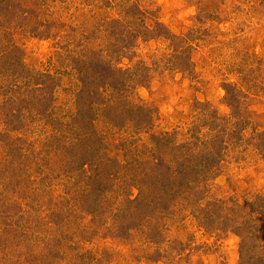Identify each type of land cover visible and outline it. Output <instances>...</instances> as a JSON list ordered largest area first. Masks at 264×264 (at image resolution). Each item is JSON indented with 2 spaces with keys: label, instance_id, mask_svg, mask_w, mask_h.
Returning a JSON list of instances; mask_svg holds the SVG:
<instances>
[{
  "label": "rangeland",
  "instance_id": "374dc122",
  "mask_svg": "<svg viewBox=\"0 0 264 264\" xmlns=\"http://www.w3.org/2000/svg\"><path fill=\"white\" fill-rule=\"evenodd\" d=\"M46 2L45 13L24 0L0 5V264H240L231 231L240 225L207 224L199 209L209 198L264 196V155L250 143L264 132V0ZM25 8L45 22L40 29L29 30ZM154 22L175 37L152 32ZM144 26L152 34L136 39ZM116 39L129 45L117 59ZM105 47L108 55L98 52ZM99 59L118 85L92 75ZM85 76L95 96L82 88ZM225 86L242 99L234 116L244 119L243 139L228 136L209 189L185 197L173 148L196 142L202 126L199 142L209 136L214 116L229 128ZM136 105L140 113L120 119ZM77 140L93 151L67 150ZM152 156L166 165L156 170ZM132 158L143 165L132 170ZM155 188L165 200L145 211L152 219L123 231L129 217L115 216L126 199Z\"/></svg>",
  "mask_w": 264,
  "mask_h": 264
},
{
  "label": "trees",
  "instance_id": "16d2710c",
  "mask_svg": "<svg viewBox=\"0 0 264 264\" xmlns=\"http://www.w3.org/2000/svg\"><path fill=\"white\" fill-rule=\"evenodd\" d=\"M4 2H10V0H0V5L1 4L4 5L2 6L3 8H1L3 9V11L7 10V4H4ZM12 2H17V1H12ZM24 2H31L32 5L43 8V13H45L46 9L49 7V4H47L46 0H24ZM34 13L35 12L33 8H25L24 11L22 12L23 20L26 21V19L30 17L31 21L34 22L35 17L31 16ZM27 15L29 16L27 17ZM44 24L45 22H39L38 20L37 22H34V27L33 25L31 26L28 25L29 27H31L29 28V30L34 28L40 29V27H42ZM153 27H154L153 31L146 26H144L143 28H139L140 31H138V34L135 36V38L136 39L147 38L148 35H151L152 32L155 31L157 35H162L166 37H168L169 35L170 37H175L172 34H168L163 24L159 22H154ZM109 44L112 45V47H114L113 48L114 51H112L113 49L112 47H110L111 51L113 52L110 54L111 56L114 55L117 59L119 58L120 55L121 56L127 55L120 51L122 47L123 48L129 47L127 42L121 44L120 40L116 39L114 42L112 41L109 42ZM103 51L106 52V54L108 55V51H109L108 47L106 48V50L104 49L98 50V52L100 53ZM123 57H127V56H123ZM94 61L95 62L90 63L89 66V68H94L92 75L96 79L102 81V83L106 82L107 85L110 87H111V83H110L111 80L114 81L113 82L114 85H118V83L115 82L114 79H108L109 76L107 75L106 71L110 70V68L112 67L108 65L110 62L108 63L103 59L94 60ZM111 72L112 74H115V78L119 77V70L112 68ZM122 73L124 74V72H121V74ZM86 78L87 76H85L82 82V85L85 88L83 86L82 88L85 90L89 89L87 92V95H89V97L90 95L95 96V94H98L97 90L95 89L90 90V88H88V86H90L89 83H87V81H89V78L87 79ZM225 87H226L224 88L226 92L224 99L225 104L231 110V116L226 121L229 128L226 130L222 125H220L221 121L215 118L214 116L215 124L210 127L211 129H209V127L207 128L209 130L208 133L210 135L207 136L206 134L205 137H203L201 140V142L203 141L202 143L199 141L201 138L200 131L202 130L203 126L200 127V129H198V131H196V133L192 135L193 136L192 140L196 142H191L187 144L184 143L178 144L174 148L172 147L173 150H175V148L176 150H179L178 153L174 152L175 154H173L171 158H173L172 164L177 165L178 168H180L179 169L180 172L182 173L181 175H177V177L180 179L179 180L180 186L183 187V190L181 189V192H183L182 195H184L185 197L195 196L196 193L199 191V189L201 190L209 189L210 180L216 175L219 169V164L223 161V158L226 157L227 149H229L228 144H225V139L229 136L230 143H234V144H236L237 141L243 139V135L241 134L243 126H241V124L243 123L244 119L239 118L238 116L237 117L234 116L236 115L235 114L237 111L236 108L237 109L240 108L242 99L231 97L232 93L230 92L229 89L230 86H225ZM118 92L119 89L118 88L115 89V93L118 94ZM101 102L103 103L105 109L110 108V106L113 103V101L108 100V98L105 99L104 101L101 100ZM133 105L134 104H130V106ZM198 105L202 107L207 106L205 104H200V103H198ZM140 108L141 106L136 105L135 107L136 112H133L132 109L128 108L127 112H123L122 118L120 119L130 120L132 117L131 113L132 114H135L137 112L140 113L139 112ZM143 112L145 111L143 110ZM143 112L142 114L146 116V114ZM138 120L136 121L137 124H138ZM143 127L144 126L140 128ZM168 136L169 135L167 133L163 134L164 139L167 138ZM94 137L96 136H93L92 140L97 143L98 139H95ZM261 137L263 138L261 139ZM156 138L157 140L159 139L158 136H156ZM77 141H78L77 143L73 142L70 147L66 146L67 150L72 151V153L77 151V149H79L82 152L83 151L89 152V150L90 152L93 151V149L89 148L87 142L83 140H77ZM100 143L101 141L99 140L96 145L100 146ZM250 143L254 146L255 148L254 150L264 155V132L260 134L254 132V137L253 139L250 140ZM243 149L247 150L246 148ZM128 161H129L128 165H131L132 170L137 166L140 167L143 165V162L137 160L136 158L134 159L132 158ZM178 162H182V163L180 164ZM86 164L88 163L87 160L85 159L84 163H82L81 165L83 166ZM152 164H153L152 166L156 170L158 167H162L166 165L165 161L163 162V160L158 157H153ZM149 167L145 168V170H143V173L140 172L138 176L142 178H146L148 175V170L150 169ZM166 167H167V171L170 170L169 165ZM112 176L113 175L110 174L111 178ZM169 184H170V179L168 185ZM141 189H144V187ZM141 189H139V194L136 198L126 199L125 202L127 206L126 210L121 211L119 209L120 210L119 214L115 216V218H118V216L129 217V221L127 222V224H124L125 222L120 224L122 226L121 229L123 231L125 230L127 231L128 228L130 229L143 228L144 226L142 225L144 224V222L146 223L151 218V215H153V212L146 213L145 211L150 209L152 204L153 207L155 208L160 201L165 200L161 198V196L163 197V195H161L162 193H159L161 192L160 189L155 188L154 192L150 195H144ZM150 189L151 188H149V190ZM172 197L175 198V196ZM174 198H170L169 201H167L166 199V204L164 205L165 209L163 210L166 211L169 209V205H172L174 203ZM241 198H245V196H239L235 194L228 196L226 199L209 198V202L205 206H203L202 209L199 210L200 212H202L203 216L205 215L204 217H206L205 221L207 224H212L214 220H218V221H224V223L230 222L232 223L231 225H233L232 227H235L234 224L236 225V227L240 225L238 226V228H231L232 233L240 238V249H239L240 264H264V196L250 195L247 196L245 200ZM239 200L240 201L243 200L245 202L240 203ZM240 208H243L242 211L240 210ZM114 224H116V221L114 222ZM251 238H254L256 241H254L252 244L247 243L248 240Z\"/></svg>",
  "mask_w": 264,
  "mask_h": 264
}]
</instances>
